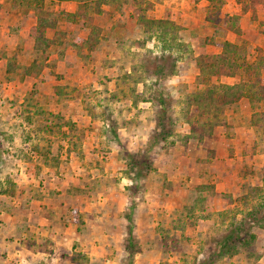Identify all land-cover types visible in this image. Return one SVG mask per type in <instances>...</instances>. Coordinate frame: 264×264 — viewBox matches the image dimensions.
<instances>
[{"label": "rangeland", "instance_id": "rangeland-1", "mask_svg": "<svg viewBox=\"0 0 264 264\" xmlns=\"http://www.w3.org/2000/svg\"><path fill=\"white\" fill-rule=\"evenodd\" d=\"M78 4L46 0L59 42L37 56L34 10L0 0V264H264V71L225 103L250 77L197 64L226 41L254 62L264 9L90 0L89 26ZM144 8L171 23L150 34Z\"/></svg>", "mask_w": 264, "mask_h": 264}, {"label": "trees", "instance_id": "trees-1", "mask_svg": "<svg viewBox=\"0 0 264 264\" xmlns=\"http://www.w3.org/2000/svg\"><path fill=\"white\" fill-rule=\"evenodd\" d=\"M13 6L16 5H27L28 8L33 9L36 14V25L33 28V35L35 39L34 51L37 56L39 54H44L46 50L52 48V46L57 45L59 42L56 37H50L47 35L48 30L57 28L59 17L55 15L54 11L49 9L46 4V0H10ZM62 1H75V0H50V2H62ZM78 6L75 12H65L62 13L68 15L71 20H82L83 24L91 25L93 17L90 14L89 1L90 0H77ZM244 4L245 10H252L254 13L258 9H264V0H239ZM208 19H216V16H219L221 12L222 5L224 0H208ZM28 12V10L26 11ZM98 12V11H97ZM135 17L138 22L146 26L147 32H154L160 29H164L169 23L167 19H157L149 18L145 14V8L136 10ZM231 20L234 21L235 17H231ZM167 33V31H165ZM151 34V33H150ZM94 30H90V34L84 43L89 46L90 49H93L97 44V37ZM150 36V35H149ZM164 37V36H163ZM244 45H238L233 42L226 41L223 46V51L219 54H206L203 53L197 59V64L200 68V72L209 77L221 76V75H230L234 76L237 74H243L244 76H249L250 79L242 82L243 84L236 83L234 85H224L226 87V92L221 94V97H229V100L225 99V103H232L238 101L242 96L249 94L246 92L245 84H248V81L253 79V83L259 82L261 80V72L264 71V46L258 48V54L254 62H251L245 52ZM37 61L34 59L32 64L29 66L31 72H35L37 66ZM254 76V77H253ZM248 77V78H249ZM205 98H210L211 101H219L211 93V90H208ZM160 121V120H159ZM158 121V122H159ZM160 125V124H159ZM164 126V125H163ZM162 125L160 126L161 132H165ZM166 137H163L165 139ZM213 187V186H212ZM243 222L236 226L231 233L227 236L224 243L221 242V248L227 249L229 245L236 244L238 241L241 244H246L248 242L247 237L241 234V231L244 228ZM243 227V228H242ZM250 240H254L256 235L251 233L248 234ZM130 240L133 239L132 228L129 229Z\"/></svg>", "mask_w": 264, "mask_h": 264}, {"label": "crops", "instance_id": "crops-1", "mask_svg": "<svg viewBox=\"0 0 264 264\" xmlns=\"http://www.w3.org/2000/svg\"><path fill=\"white\" fill-rule=\"evenodd\" d=\"M21 251V250H20ZM21 252H23V251H21Z\"/></svg>", "mask_w": 264, "mask_h": 264}]
</instances>
